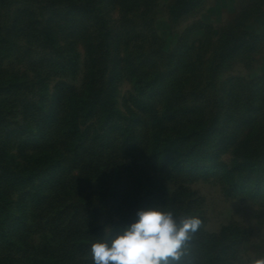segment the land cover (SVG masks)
I'll use <instances>...</instances> for the list:
<instances>
[{"label": "trees", "instance_id": "16d2710c", "mask_svg": "<svg viewBox=\"0 0 264 264\" xmlns=\"http://www.w3.org/2000/svg\"><path fill=\"white\" fill-rule=\"evenodd\" d=\"M15 1L0 0V13ZM51 1L56 4V9H51L46 16L38 17L29 7L17 10L19 16L24 13L28 17V28L34 40L29 44L37 42L42 49H46L42 62L47 61L50 67L62 74L73 75L79 68L76 45L79 41L83 42L88 52V78L83 89L60 82L50 92L48 83L41 77L37 88L35 82L29 83L35 95L28 91V85H24L18 76L0 81V131L11 117L19 125L15 133H21V127L23 133L27 132L25 138L22 133L17 151L22 162L12 159L3 163V154H0V253L6 251L11 254L14 249L19 250L21 245L28 243L25 238L30 227L43 224L37 222L33 212L27 213L28 202L32 206L50 207L54 187L59 183L65 186L69 178L85 181L89 172L109 176L112 184L110 190L107 188L108 192L118 201H125V192L129 187H125L121 161L140 145L141 138L136 130L138 122L153 129L146 146L147 157L164 169L170 168L180 175L222 172L233 189L254 197H264V84L261 79L236 78L229 81L227 91L224 89L225 93L219 95L215 86L213 89L208 88V83L202 84L198 79L199 70L190 61L194 48L183 49L184 45L172 50L165 48V42L154 24L157 0ZM203 2L174 0L169 8L171 20L179 21ZM118 7L120 18L116 16ZM19 23L13 20L7 26L0 25V46L10 49L16 44ZM262 39L264 28L262 32H256L242 26L237 29L229 27L206 70L208 82L214 83L222 67L240 49L247 46L254 49ZM123 70L135 79L142 98H134V105L147 115L144 120H140L143 117L136 116L133 109L129 117L125 116L116 106L117 79ZM38 90L40 92H36ZM159 97L165 101L163 108L157 107ZM62 110L66 111L62 123H65L69 140H77V174L73 168H61L65 156L62 151H43L40 144L48 139L51 124ZM100 117L103 122L113 121L102 133L95 128L94 122L82 126L87 120ZM244 124L253 127L252 133L240 143L233 164L226 165L220 160L221 155L235 142L237 130ZM98 127L104 129L102 124ZM116 135L125 141L118 147L120 152L117 147L111 146V139ZM95 142L100 143L97 151ZM94 151L95 154L91 155ZM4 154L7 156L9 151ZM118 155L120 164H108L106 169L99 166L102 158L112 156L113 160H118ZM44 165L47 166L41 170ZM30 184L33 189L25 190L21 200H9L8 190ZM78 186L66 188L64 192L70 189L68 197L81 196L84 185L79 182ZM83 204L84 201L80 200L79 208L73 211L62 209L59 218L63 219L59 225L63 231L64 252L54 257L51 248L48 251L44 248L42 264H49L46 258H51L53 263L62 260V264H70L68 249L77 246L78 240L84 238V231H75V224L82 217L84 222L88 221ZM49 207L44 224L54 231V210L59 208ZM174 214L177 216V212ZM196 243L192 239L188 247ZM232 243L224 242L217 249L213 244V248L208 247L206 254L200 255V258L191 253V257L185 258V264H227L224 254ZM86 262L90 263V258Z\"/></svg>", "mask_w": 264, "mask_h": 264}, {"label": "rangeland", "instance_id": "374dc122", "mask_svg": "<svg viewBox=\"0 0 264 264\" xmlns=\"http://www.w3.org/2000/svg\"><path fill=\"white\" fill-rule=\"evenodd\" d=\"M173 1L157 0L153 13L155 29L164 40L166 49L172 50L181 45H184L183 49L189 46L194 48L190 61L199 70L198 79L202 84L208 83V88L213 89L215 86V92L218 95L225 93L224 89L226 90L230 86L229 81H234L236 78L246 80L259 78L264 84V39L259 41L254 49H250L249 46L240 49L222 67L213 84L208 82L206 72L221 37L229 27L235 26L237 29L242 26L256 32L263 31L264 0H204L195 11L177 22L171 20L169 13ZM25 7L31 8L38 14V17H42L46 16L51 9H56V4L51 0H17L6 9H2L0 25L7 26L13 20H17L20 22V28L15 36L16 44L12 48L0 46V81L8 79L10 76H18L24 85H28V91L34 95L35 92H32L29 83L35 82L37 88L40 85L41 77L48 83L50 92L60 82L70 83L78 90L83 89L88 78V52L83 42L79 41L76 45L79 52V68L76 74L65 75L50 67L51 65L47 61L42 62L46 49H42L37 42L29 44L34 40L31 37L32 32L28 28V17L24 13L21 16L17 14L18 9ZM116 16L121 17L119 7L116 10ZM116 88V106L122 114L129 117L133 109L135 111L133 113L143 117L140 120H144L147 115L135 107L133 100L142 98V96L138 93L135 79L126 70H123L117 79ZM164 102L162 97H159L157 107L163 108ZM262 110L264 111V103ZM22 113L23 111L20 114ZM65 114V110L59 113L58 119L51 124L48 139L45 138L40 144L43 151H62L65 156L61 168H73L77 174L78 161H75L77 140L74 142L69 140L67 130L64 128L65 123H62ZM8 120L9 123L0 131V154H3L4 158L2 162L12 159L22 162L23 159L17 156V151L22 136L25 138L27 132L23 133V127L20 125L21 133H15L19 125L15 123L14 118L9 117ZM89 122H94L95 128H98L101 133L102 130L113 124V121L103 122L100 117L87 120L82 126H87ZM101 124L104 129L100 130L98 126ZM10 128L14 130L11 131ZM252 129L253 127L247 124L240 126L235 142L223 152L220 160L231 166L237 157L236 151L240 143L250 137ZM136 130L141 138L140 145L132 151L133 153L130 152L132 154L124 156L121 161L124 165L125 187H129L125 192V201H118L111 196V192H108L107 188L110 190L112 184L109 176H100L89 172L85 181L73 177L69 178L67 183L65 182V186L62 183H55L57 185L53 189L55 194L51 196L52 205L50 207L40 204L32 206L31 202L27 204L29 208L27 213L32 214L33 212L37 222L43 224L34 228L30 227V230L27 231L25 240L28 245L26 243L21 245L19 250L14 249L11 254L6 251L0 253V264H42L44 248L46 251L51 248L50 251L54 257L60 256L64 252L65 245L61 237L63 235L62 226L59 225L63 217L61 219L59 215H62L63 208H70L71 211L74 208H79L80 200L84 201L83 211L87 210L84 212L88 221L84 222L85 218L82 217L75 224L76 228L80 227L79 229L75 228V231H84V238L78 240L77 246L68 249L71 256L70 264H93L90 247L98 240L110 239L107 233H112V229L106 230V234H104L105 228H118L121 225L130 224L136 219L135 214L138 210L149 207H163L164 210L177 212V216L198 217L202 220V227L193 236V241L196 240L197 243L188 247L190 249L188 257L194 253L196 258H200V255L206 254L208 247L213 248V244L217 249L218 246L229 241L234 243L224 254V261L227 264H250L251 260L264 255V197H254L233 189L222 172L207 175H180L171 171L170 168L164 169L155 163V160L147 157L146 146L150 142L153 129L143 122H138ZM6 137L7 140H5ZM111 140V146L117 147V149L125 142L123 138H118V135ZM94 144L97 151L100 148V143L95 142ZM5 151H9L7 156L4 154ZM118 152H120L119 149ZM94 154L95 151L91 153V155ZM118 161L119 155L118 160H113L112 156H109L102 158L98 164L106 169L108 164L114 166ZM118 164L120 163L118 162ZM45 166L47 165L40 169L44 170ZM79 182L84 185L81 189L84 190L82 195L68 197L67 192H70V189L67 192L64 190L73 186L79 187ZM32 186L30 184L25 187L11 188L7 192L9 200H21L25 190H32ZM48 207L59 208L54 210L56 212L54 214V226H56L54 231L45 227L46 224H44L47 216L45 212ZM112 234L114 235V233ZM9 248L10 246L6 247V250ZM26 250L33 253H27ZM89 258L91 262L87 263ZM46 259L49 264H62V260H56L57 263H53L51 258Z\"/></svg>", "mask_w": 264, "mask_h": 264}, {"label": "clouds", "instance_id": "9594fccd", "mask_svg": "<svg viewBox=\"0 0 264 264\" xmlns=\"http://www.w3.org/2000/svg\"><path fill=\"white\" fill-rule=\"evenodd\" d=\"M136 219L112 229L109 240L91 244L93 264H185L190 256L188 243L202 227L198 217L176 216L163 207L136 212ZM190 264V262H188ZM264 264V255L250 261Z\"/></svg>", "mask_w": 264, "mask_h": 264}]
</instances>
